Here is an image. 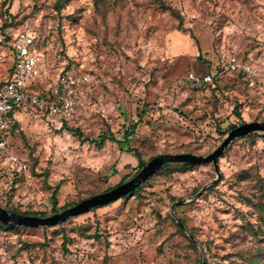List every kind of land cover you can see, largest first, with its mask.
<instances>
[{
    "label": "rangeland",
    "instance_id": "374dc122",
    "mask_svg": "<svg viewBox=\"0 0 264 264\" xmlns=\"http://www.w3.org/2000/svg\"><path fill=\"white\" fill-rule=\"evenodd\" d=\"M161 1L180 18L159 0H0V82L23 29L43 39L34 90L48 88L64 67L91 76L73 120L49 121L32 108L15 114L10 151L26 169L0 155V206L50 216L54 189L63 206L133 178L138 159L129 147L145 161L208 155L231 125L264 121L258 80L250 86L236 72H218L212 85L186 79L216 73L233 55L264 67V0ZM134 122L129 146L86 140L103 132L121 138ZM218 167L162 170L133 196L56 226L0 228V264H250L241 254L263 239L251 228L262 222L264 133L235 139ZM182 199H193L174 209L187 236L171 210Z\"/></svg>",
    "mask_w": 264,
    "mask_h": 264
},
{
    "label": "built area",
    "instance_id": "2783aa9c",
    "mask_svg": "<svg viewBox=\"0 0 264 264\" xmlns=\"http://www.w3.org/2000/svg\"><path fill=\"white\" fill-rule=\"evenodd\" d=\"M42 46L43 39L34 31H18L12 41V75L0 82V150L6 151L12 166L18 167L20 171L26 169V165L8 150L15 112L32 108L49 121L73 120L81 112V91L91 82L88 72H77L73 67H64L48 88L34 90V80L42 77V64L45 61ZM221 68L222 72L240 73L251 85L256 80L264 82V67L256 66L236 55L224 60ZM186 79L197 85L213 82L212 74L199 76L192 72Z\"/></svg>",
    "mask_w": 264,
    "mask_h": 264
},
{
    "label": "water",
    "instance_id": "95a60500",
    "mask_svg": "<svg viewBox=\"0 0 264 264\" xmlns=\"http://www.w3.org/2000/svg\"><path fill=\"white\" fill-rule=\"evenodd\" d=\"M264 133V121H251L243 123L229 131L228 135L224 138L222 143L208 155H197L193 153H164L155 156L149 160L141 170L130 180L119 184L118 186L104 191L99 194H95L91 197L85 198L79 201L74 206H71L63 211L54 213L50 216H35V215H24L18 212L11 211L0 206V221L7 226H26V227H45V226H56L66 222L72 217H76L87 212H90L96 207H100L116 201L123 196L132 193L139 185L144 183L148 178L154 175L159 169L166 164L171 163H188L191 165L213 163L216 171L219 173L218 160L230 146V144L237 138L255 133ZM204 186L198 193L197 196L207 187ZM194 199V197H193ZM191 200L182 199L172 204L171 210L172 215L176 219L177 223L182 229L188 233L184 224L174 214V209L178 205H182ZM204 264H206L204 260Z\"/></svg>",
    "mask_w": 264,
    "mask_h": 264
},
{
    "label": "trees",
    "instance_id": "16d2710c",
    "mask_svg": "<svg viewBox=\"0 0 264 264\" xmlns=\"http://www.w3.org/2000/svg\"><path fill=\"white\" fill-rule=\"evenodd\" d=\"M159 3L161 4V6H163V8L167 9V10H170L172 12V14L176 15L178 18H180V14L178 13V11L169 6V5H166L164 4L161 0H159ZM12 72H13V67H12V70H11V73H10V76L12 75ZM221 73L222 72V68L221 66L219 68L216 69V73L212 72V71H208L206 73H203V74H200L201 76H204V75H207V74H212L213 76V82L212 83H209V84H206V85H212L215 82H217V73ZM197 74V73H196ZM199 75V74H197ZM237 75H241L240 73H237ZM9 76V77H10ZM244 79H246L243 75H241ZM247 80V79H246ZM5 81V80H4ZM248 81V85L251 86V83L249 80ZM259 81V80H258ZM257 81V82H258ZM3 82V81H2ZM261 84H264V82H261L259 81ZM256 83V82H255ZM255 85V84H254ZM240 108V106H235L234 108V111L235 113H237L238 109ZM16 123L17 121H14V124H13V130L11 131V134H13V132L15 131L16 129ZM244 123V122H243ZM242 123V124H243ZM240 125V124H239ZM137 122H134L132 123L131 125H129L128 127H126V129L124 130V132L122 133V137L121 138H118L114 133H110V134H107L105 132L101 133L98 138H95V139H86L87 141H89L90 143L94 144L95 146L97 147H102L107 141H114L116 142L118 145L120 146H124V145H130V142L133 138V135L136 133V130H137ZM238 125H231L229 130H232L233 128L237 127ZM79 135L81 134V132L77 129L76 131ZM259 133L258 132H255V133H251V134H247V135H244V136H241L237 139H240V138H246V137H255V136H258ZM132 147H129V151H134L135 152V155L138 159V168H139V171L141 170V168L148 162V161H145L141 154H139V151L135 150V149H131ZM8 150H10V144L8 146ZM0 155L1 157H7V153L5 150H0ZM222 157V156H221ZM220 157V158H221ZM154 158V157H151V159ZM219 158V159H220ZM150 159V160H151ZM21 161V159H20ZM22 162V161H21ZM206 164H211V163H205V164H198V165H191V164H188V163H171V164H166L165 166H163L161 169H159L157 172H160L162 170H169L171 172H176L178 170H183V169H189V168H193V167H196V166H199V165H206ZM16 167V166H14ZM173 168V169H172ZM19 171H17L18 173ZM156 172V173H157ZM20 173V172H19ZM155 173V174H156ZM154 174V175H155ZM152 175V176H154ZM151 176V177H152ZM150 177V178H151ZM148 178L144 183H142L141 185H139L132 193H129L125 196H123L122 198L120 199H125V198H128V197H131L134 195L135 192H138L139 190H141V188L143 187V185L150 179ZM122 181L120 183H118L116 186H118L119 184H121ZM116 186H113V187H109L106 191L116 187ZM58 189H54L53 191V194L51 196V202H52V205H53V208H52V212L54 213H57L63 209H66L68 208L70 205H73V204H77L78 202H74V203H69L67 205H63V206H59L58 204ZM91 197V196H90ZM118 199V200H120ZM116 200V201H118ZM173 200H176V198H173ZM81 201V200H80ZM116 201H113L111 203H108L106 205H103V206H100V207H96L94 208L95 209H98V208H101V207H104V206H107V205H110ZM180 206V205H179ZM12 211H15V212H19L21 214H24V215H27V214H38V212L32 210V211H19L17 209H12L10 208ZM259 209V213H260V217H261V220L262 222L259 224L258 228L256 229L254 226L251 228L252 232L257 235L259 234V232H261V234H263V239L262 242H259L258 244L254 245L253 247H250L249 249H247V253L246 254H241V258L244 259L247 263H250V264H264V204L260 205V207L258 208ZM183 224L186 225V222L184 220H182ZM176 226L178 227V230L180 231V233L184 236H187L184 232V230L182 229V227L176 223ZM0 228L1 229H10V227H8L7 225H5L2 221H0Z\"/></svg>",
    "mask_w": 264,
    "mask_h": 264
},
{
    "label": "crops",
    "instance_id": "0c3cea01",
    "mask_svg": "<svg viewBox=\"0 0 264 264\" xmlns=\"http://www.w3.org/2000/svg\"><path fill=\"white\" fill-rule=\"evenodd\" d=\"M10 76V75H9ZM44 89V88H43ZM22 110H25V109H20V110H18L17 112H15V114H16V118H18V115H20L21 114V111ZM17 120V119H16Z\"/></svg>",
    "mask_w": 264,
    "mask_h": 264
}]
</instances>
